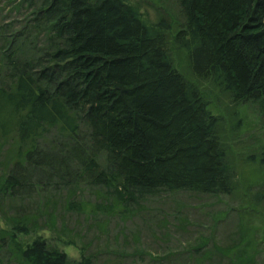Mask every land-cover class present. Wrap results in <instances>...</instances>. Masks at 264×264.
I'll list each match as a JSON object with an SVG mask.
<instances>
[{
    "label": "trees",
    "instance_id": "obj_1",
    "mask_svg": "<svg viewBox=\"0 0 264 264\" xmlns=\"http://www.w3.org/2000/svg\"><path fill=\"white\" fill-rule=\"evenodd\" d=\"M179 6L185 22L176 34L168 17L148 19L131 0H10V19L0 8V139L14 141L0 175V264H72L60 245L91 263L74 240L41 234L66 228L50 194L65 187L75 196L84 185L103 190L96 208L108 216L139 193H234L221 118L173 52L233 105H258L264 115V0ZM53 131L59 143L40 148ZM22 192L35 199L32 214ZM75 196L64 208L79 214L86 207ZM246 236L240 229L229 249L208 238L188 254L194 264H256Z\"/></svg>",
    "mask_w": 264,
    "mask_h": 264
},
{
    "label": "rangeland",
    "instance_id": "obj_2",
    "mask_svg": "<svg viewBox=\"0 0 264 264\" xmlns=\"http://www.w3.org/2000/svg\"><path fill=\"white\" fill-rule=\"evenodd\" d=\"M9 1L0 0V8H6ZM131 1L142 8L148 19L157 21L162 16L168 17L174 34L185 22L179 0ZM11 12L6 8L3 14L8 19L14 18L16 13ZM173 60L180 73L200 87L212 112L221 118L220 137L235 173L234 193L215 198L193 192L139 193L138 202L127 211L108 216L96 208L101 203L103 190L88 189L84 185L75 196L74 188L69 186L50 192L60 201L57 214L66 228L41 234L54 240H74L78 248H84L90 264H194L190 259L194 255L188 253L199 241L214 237L221 249H229L239 242L236 239L243 228L246 243H251L253 251L250 252L256 255L255 263L264 264V164L261 161L264 115L258 105H233L227 94L215 85L197 79L187 57L179 51L173 52ZM58 139L53 131L39 146L50 150L55 141L59 143ZM13 143V140L0 139V175L9 172ZM27 193L22 192L21 197L27 208L25 212L32 214L36 207L32 208L29 203L35 199ZM74 196L77 203L80 198L85 203V210L79 214L64 208V200ZM212 245L210 240L207 248L212 249ZM59 249L67 253L72 264L81 263L77 248L60 245Z\"/></svg>",
    "mask_w": 264,
    "mask_h": 264
}]
</instances>
